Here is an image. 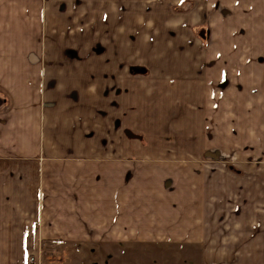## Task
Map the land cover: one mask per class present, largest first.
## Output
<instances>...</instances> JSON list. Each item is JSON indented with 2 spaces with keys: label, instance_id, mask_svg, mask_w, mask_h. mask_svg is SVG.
<instances>
[{
  "label": "crops",
  "instance_id": "1",
  "mask_svg": "<svg viewBox=\"0 0 264 264\" xmlns=\"http://www.w3.org/2000/svg\"><path fill=\"white\" fill-rule=\"evenodd\" d=\"M262 114L264 0H0V264L204 244Z\"/></svg>",
  "mask_w": 264,
  "mask_h": 264
},
{
  "label": "rangeland",
  "instance_id": "2",
  "mask_svg": "<svg viewBox=\"0 0 264 264\" xmlns=\"http://www.w3.org/2000/svg\"><path fill=\"white\" fill-rule=\"evenodd\" d=\"M188 5L174 6V10H187ZM196 32L206 42V26L196 28ZM258 120L254 127L256 145L242 144L225 148L227 151L224 152L220 148L216 151L217 170L232 172V181L227 191L223 190V198L220 199L219 195V202H222L217 205V226L214 232L210 231L204 244L174 250L159 244L151 249V253L148 248H145L147 253L138 248L137 254H52V263L264 264V115H259ZM130 135L162 142L165 138L171 139L163 130L148 132L144 134L146 137H142L139 131ZM242 138V133H238L235 139ZM38 259L40 262V254Z\"/></svg>",
  "mask_w": 264,
  "mask_h": 264
},
{
  "label": "built area",
  "instance_id": "3",
  "mask_svg": "<svg viewBox=\"0 0 264 264\" xmlns=\"http://www.w3.org/2000/svg\"><path fill=\"white\" fill-rule=\"evenodd\" d=\"M35 264H41V263H40L39 260H38V261L35 262Z\"/></svg>",
  "mask_w": 264,
  "mask_h": 264
}]
</instances>
